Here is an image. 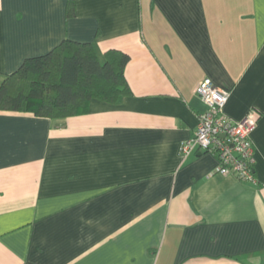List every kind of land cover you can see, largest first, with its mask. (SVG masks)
<instances>
[{
  "label": "crops",
  "instance_id": "1",
  "mask_svg": "<svg viewBox=\"0 0 264 264\" xmlns=\"http://www.w3.org/2000/svg\"><path fill=\"white\" fill-rule=\"evenodd\" d=\"M65 39L128 54L131 93L0 110V264H264V0H0V85ZM205 78L257 116L254 182L181 154Z\"/></svg>",
  "mask_w": 264,
  "mask_h": 264
},
{
  "label": "trees",
  "instance_id": "2",
  "mask_svg": "<svg viewBox=\"0 0 264 264\" xmlns=\"http://www.w3.org/2000/svg\"><path fill=\"white\" fill-rule=\"evenodd\" d=\"M129 55L109 50L101 61L89 42L63 40L50 52L27 58L0 85V110L65 118L99 99L118 103L131 91L125 77Z\"/></svg>",
  "mask_w": 264,
  "mask_h": 264
},
{
  "label": "built area",
  "instance_id": "3",
  "mask_svg": "<svg viewBox=\"0 0 264 264\" xmlns=\"http://www.w3.org/2000/svg\"><path fill=\"white\" fill-rule=\"evenodd\" d=\"M196 93L206 109L198 115L194 136L182 143L181 154L188 157L195 151L210 152L217 158V172L254 182L251 134L257 123L256 114L251 111L241 121L227 116L223 109L230 93L217 87L210 78L198 84Z\"/></svg>",
  "mask_w": 264,
  "mask_h": 264
}]
</instances>
